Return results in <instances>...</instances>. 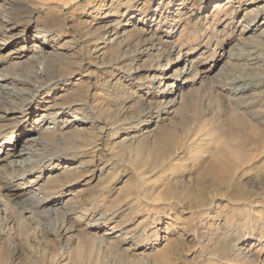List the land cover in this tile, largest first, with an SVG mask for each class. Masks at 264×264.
Segmentation results:
<instances>
[{
    "label": "rangeland",
    "instance_id": "obj_1",
    "mask_svg": "<svg viewBox=\"0 0 264 264\" xmlns=\"http://www.w3.org/2000/svg\"><path fill=\"white\" fill-rule=\"evenodd\" d=\"M152 1L0 0V77L23 92L4 105L25 98L24 113L52 121L0 120L5 149L24 131L40 145L15 170L0 152V170L22 182L0 189V264H264V0H184L145 32ZM45 25L50 35L34 32ZM184 65L196 78L165 107ZM239 76L260 83L245 106L229 91ZM131 125L145 127L122 135ZM214 162H233L230 177L209 173ZM32 194L51 213L28 212Z\"/></svg>",
    "mask_w": 264,
    "mask_h": 264
},
{
    "label": "bare ground",
    "instance_id": "obj_2",
    "mask_svg": "<svg viewBox=\"0 0 264 264\" xmlns=\"http://www.w3.org/2000/svg\"><path fill=\"white\" fill-rule=\"evenodd\" d=\"M196 1H199V0H196ZM214 1H216V0H204V2H206L207 5H209L210 3L214 2ZM170 2H174L170 7L171 11H167L165 13L162 12V8H161L162 2L160 0H156V1L151 2V5L149 6L147 11L145 12L146 14L140 18V19H142V21H140V24H144L147 27L146 29H144L145 32L149 31L151 29L149 27L150 23L154 22V26H155L154 28H158V27H162L164 22H167V21L169 22L171 19L173 20V18L176 15V12H178L180 10L181 6L183 5V3L185 1L184 0H170ZM100 13H102L101 14L102 17L100 18V20H102L104 23H106V25L103 27L102 30L106 31L108 33L110 27L113 26V24H112L113 19L112 18H115V17H113L114 15L107 12L106 7H103L101 9ZM259 14L256 15L257 17L259 16V19H256V20H257V25L260 26V25L264 24V14L263 15H259ZM123 16L126 19L127 18L133 19V11L130 9V11H126ZM4 22L8 25H15V20H13L12 18H7V19L5 18ZM4 26H6V25H4ZM53 31L54 30L51 29L49 25H45V27H41V28H35V30H34V32H36L38 35H43V36L50 35L51 32H53ZM103 39H105L104 36H103ZM98 42L99 41H97L93 44V46L95 47V52L100 50V48H97ZM155 46H156V43L151 42V49H154V50L159 49ZM163 48L168 50L167 45H164ZM248 54L250 57L246 60L247 62H253L256 67H258L262 63V58L255 55L254 51H249ZM240 57H241V55L239 54V55H234L232 58H235V60H238ZM257 64H259V65H257ZM185 65H187V64H185ZM185 65L182 68V70L180 71V73L178 74V79H180L179 84L181 87H177V89H175V90L170 89L168 93L164 94L163 100H164L165 107H171L172 105H174L175 100L177 98L181 97L183 90L188 86L189 82H191V78H196V74L193 73V70L191 69L193 67H191V66L186 67ZM0 81H2V82H0V120H3L6 117H10L13 114H15L17 116L19 122H24V121L37 122L39 124V126H41V127L45 126V125H46L45 127H47L48 125H50L52 123V121L49 118V113L48 114L43 113V114L38 115V116H34L31 113H29V114L24 113L23 106H24V103L26 101L25 98L21 99V103H22L21 105L16 104L14 101H11L8 106L4 105L3 100H5L6 96L10 97V98L11 97L12 98H18V97H20L21 94H23V92H22V90H15V89L8 90L7 86L5 84L8 81L7 79H2V77H0ZM14 81H16L17 83H21V81L19 79H10L9 80V82H14ZM230 82L232 85H230L229 91L233 94L232 100H233L234 104H237V106L238 105L239 106H241V105L245 106L247 104L246 101H249L245 97V96H247V93L249 91H251L254 87H256L260 84L259 82H256V81L254 82L253 79H249V78L244 79L243 77H240V76L234 77ZM167 86H169V85H167ZM40 104L41 103L37 102L33 106V104L29 103L28 107H30L32 105L31 109L32 108L38 109ZM47 108H48V110H52L53 112L55 111V113L59 112L60 114H68L69 111L73 112L77 109V108H73V107H67V105H55V106L50 105ZM45 111H46V109H45ZM234 117H235V115H234ZM231 120H232V123L234 121L237 122V119L233 121V119L231 118ZM68 122L69 121H65V124H68ZM234 124H237V123H234ZM1 126H4V125H0V127ZM239 126H241V125H239ZM143 127H145V125H142L140 127H136L134 125H131L128 129L122 130V135L123 134H125V135L131 134L135 131V129H140ZM244 129L245 128H243V130ZM24 132H26V131H24ZM24 132H22V134H20L18 139H17V141H18L16 143L17 150L15 153L11 149H7V148L5 149L3 143L0 144V152L2 151V153H3L4 150H7V153H5L4 157L9 156V155L13 156V154L16 155L17 159L11 160L8 164L9 165L8 168L14 169V167H15V169H16L17 166L23 167L27 162L32 161V157H35V155H37L36 154L37 152L35 153V151H36V147L40 146L39 142L37 140H34L32 137L25 135ZM26 158H27V160H26ZM35 158H37V157H35ZM23 160H26V163ZM231 168H233V162H228V163L214 162L213 164L209 165L208 172L211 174L217 175V177H224V176L230 177ZM17 169H20V168H17ZM14 170H11V173H9L10 175L6 174L7 173L6 167L2 171L0 170V189L6 191L7 193L8 192L12 193L13 190L18 186V183H17V185L8 186V183L5 182L6 176H9L11 179H14V180L16 179L15 182H19L21 180L20 178L18 179V177H21V176L15 174ZM9 179H8V181H9ZM21 183L22 182H19V184H21ZM26 204L28 207L27 210L30 213L34 214L37 211H40L43 213L50 212V210L47 208V206L50 204V198L49 197L48 198L47 197L46 198H39L35 194H32V196L27 198ZM73 210H74V208H70V211H73ZM101 216L102 215H100L96 219L95 222H100ZM51 233H53V232H51ZM106 234H108V233H106V232L103 233V235H106ZM235 240L240 241L241 237L237 236L235 238ZM233 242H234V240H233ZM230 246H232V245H230Z\"/></svg>",
    "mask_w": 264,
    "mask_h": 264
}]
</instances>
